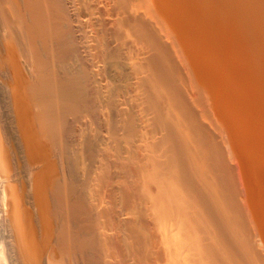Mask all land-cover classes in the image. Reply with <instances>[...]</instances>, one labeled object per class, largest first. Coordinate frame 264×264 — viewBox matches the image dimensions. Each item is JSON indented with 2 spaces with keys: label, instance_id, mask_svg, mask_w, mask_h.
I'll return each mask as SVG.
<instances>
[{
  "label": "bare ground",
  "instance_id": "6f19581e",
  "mask_svg": "<svg viewBox=\"0 0 264 264\" xmlns=\"http://www.w3.org/2000/svg\"><path fill=\"white\" fill-rule=\"evenodd\" d=\"M241 1L0 0V264H264L183 49Z\"/></svg>",
  "mask_w": 264,
  "mask_h": 264
},
{
  "label": "rangeland",
  "instance_id": "374dc122",
  "mask_svg": "<svg viewBox=\"0 0 264 264\" xmlns=\"http://www.w3.org/2000/svg\"><path fill=\"white\" fill-rule=\"evenodd\" d=\"M238 13L242 18L241 30L234 28L230 16L225 19L214 17L212 26L205 33L200 30L193 31L194 35L186 33L188 37H193V44L199 47L191 48L184 34L181 39L187 40L186 44L182 41L183 49L188 53L187 57L193 68H198H194L195 73L211 92L213 115L222 126L225 140L228 138L226 142H229V150H232L233 159L235 158L234 163L238 165L236 167L240 178L237 175V203L240 214L247 223L254 226L255 244L263 251L264 0H242ZM204 40L208 43L205 44ZM193 44L191 42L192 46ZM205 52L207 53L204 54ZM19 64L22 77H26L20 58ZM56 219L51 223H56Z\"/></svg>",
  "mask_w": 264,
  "mask_h": 264
}]
</instances>
